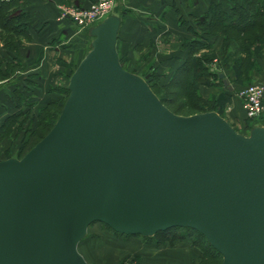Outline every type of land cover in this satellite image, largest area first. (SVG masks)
<instances>
[{
  "label": "water",
  "instance_id": "obj_1",
  "mask_svg": "<svg viewBox=\"0 0 264 264\" xmlns=\"http://www.w3.org/2000/svg\"><path fill=\"white\" fill-rule=\"evenodd\" d=\"M118 26L110 13L89 27L53 126L0 160V264H87L76 245L91 222L141 237L191 228L220 264H264V127L172 113L120 65Z\"/></svg>",
  "mask_w": 264,
  "mask_h": 264
},
{
  "label": "rangeland",
  "instance_id": "obj_2",
  "mask_svg": "<svg viewBox=\"0 0 264 264\" xmlns=\"http://www.w3.org/2000/svg\"><path fill=\"white\" fill-rule=\"evenodd\" d=\"M63 4L59 8L61 15L63 14L61 9L76 7L71 4ZM14 11L15 9H9L7 10V14L9 15V12L12 13ZM1 13L6 17L5 11ZM2 17V14H0V18ZM66 20L73 23L69 17ZM17 21H11L7 27H3L0 20V158L5 156L9 158L10 155L21 158L50 130L53 126L51 123L55 121L67 96L63 91V87H65L68 82L67 75L70 71L72 73L77 65L75 63L78 59V57L74 55L72 62H69V56L64 59H57V61L53 60V67L54 64H56L55 66L57 67L56 71H58V74L53 80L51 90L60 93V97L52 102V105H48L47 108L43 110L40 109L41 106L38 105L39 100L35 102L33 100L39 95L37 92L38 90L35 89L36 86H38V81H31L30 79H34L33 77L35 74L28 75L26 70L30 65L36 66L39 64L42 58V50L39 48L37 55L35 54L31 57V60L34 59L32 63L29 64L26 62L27 57L24 44L30 41V36L25 31H21L20 33L16 31L19 28V23ZM73 24L77 29L85 28L78 27L75 23ZM189 30L185 38H167L160 35L155 40L144 39L141 43H137L126 49H123V44L119 42V58L123 68H128L141 76L149 72L153 77L150 78V82L155 86L154 89L156 93L166 102L167 106L182 114H188L194 111L195 107L198 106H202L201 108H208L209 105L207 103L210 99H205L200 94L201 100L179 93V87L182 88L183 80L186 78L180 74L174 79L175 83L167 86V82L174 70L171 72L166 71L167 67L165 68L163 66L165 65L163 61L167 60V55L169 53L166 48H177L178 46L185 47L188 51L187 54L192 50L193 55L198 57V59H202L205 67H210L213 70H231L229 67L230 64L238 57V54L242 56L240 53L244 52L241 49L235 50V48L240 40L243 41L242 39H246L231 33V31L227 32L226 30H222L220 27L214 29L210 35L206 37L205 32L197 26L195 19L192 21V28ZM255 33L259 35L263 34L261 30H257ZM253 35L255 34L251 36ZM198 40L200 41L198 44L197 42L191 43L192 41ZM87 42L88 38H86V44L82 47V55L88 49ZM226 42L229 43L225 45ZM263 47L264 45L261 49ZM258 57L259 54L254 60L255 64L250 60L244 61L242 69L246 74L242 77L243 83L240 87L255 83L251 75L253 71L257 72L260 69L259 62L257 61ZM203 58H208L209 60ZM164 72L167 73L165 74ZM28 77L30 78L27 79ZM201 85L208 86L199 84V86ZM203 101L207 102L205 103ZM263 112L264 109L259 113V117ZM229 125L236 132L246 135L249 132V126L251 124L250 121H245L242 124ZM180 240H186L189 245H191L187 238L179 239V241ZM163 243L155 244L151 241L147 242L139 235L115 234L102 223L91 222L86 227L85 235L79 240L77 249L85 254L89 261L87 264H139L138 256L127 251L140 250V248H136V246H140V244L145 247L150 245L159 247ZM191 246L196 247L200 252V255L192 264L221 263V258L216 259L212 256L211 258L207 252L205 254V252L201 251L199 246Z\"/></svg>",
  "mask_w": 264,
  "mask_h": 264
},
{
  "label": "crops",
  "instance_id": "obj_3",
  "mask_svg": "<svg viewBox=\"0 0 264 264\" xmlns=\"http://www.w3.org/2000/svg\"><path fill=\"white\" fill-rule=\"evenodd\" d=\"M27 4L24 11L29 15L27 31L30 41L25 43L27 63H32L31 57L37 55L39 48L42 50V58L38 65L28 66L26 73L35 74L31 81H38L35 89L38 91V97L33 99L38 101L39 106L47 102H54L60 93L53 92L51 85L58 74L57 67L53 60L64 59L69 56V62H72L74 55L78 57L77 64L82 58V47L86 44L88 38V47L91 36L88 33L89 27L77 29V27L66 20L68 17L60 14L59 8L63 3L71 4L76 7H86L94 0H26ZM239 1V0H235ZM211 3L219 4L221 9L229 13L231 0H114L112 13L118 15L119 26L116 33L115 50L120 57L119 42L123 44V49L141 43L144 39H156L160 35L165 37H183L192 28V21L207 12ZM64 5V4H63ZM168 33V35H165ZM215 41V40H214ZM212 42V41H211ZM34 53H33V49ZM168 57L163 61L166 71H173L187 56V49L178 46L177 48H166ZM173 60V61H171ZM259 62V71H253L251 77L255 82L264 80V47L259 52L257 58ZM127 71H132L125 68ZM134 72V71H132ZM135 74L141 76L137 72ZM165 73V72H164ZM167 73V72H166ZM165 73V74H166ZM71 71L67 75V80ZM149 72L141 77H147ZM262 74V75H261ZM27 75V76H28ZM223 78L229 92L227 100L217 112L229 124H242L250 121L251 127H264V112L251 120L244 116L243 101L236 95L239 85L233 81L232 70H222ZM28 77L27 79H29ZM67 84V83H66ZM67 85H65L66 87ZM229 87V88H228ZM199 94L207 99L215 100L217 95L223 90L218 85L199 86ZM236 91V92H235ZM264 103V95H263ZM13 157V155H10ZM2 157L0 159H5ZM96 230V229H95ZM86 232V231H85ZM136 240V239H134ZM175 241V240H174ZM173 243H163L159 247L136 246L138 251H127L138 256L139 264H192L200 255L199 250L189 245L186 240H177ZM79 242V241H78ZM78 244V243H77ZM77 248V245H76ZM78 251V249H77ZM86 263H89L84 253L78 251Z\"/></svg>",
  "mask_w": 264,
  "mask_h": 264
},
{
  "label": "trees",
  "instance_id": "obj_4",
  "mask_svg": "<svg viewBox=\"0 0 264 264\" xmlns=\"http://www.w3.org/2000/svg\"><path fill=\"white\" fill-rule=\"evenodd\" d=\"M25 4H26L25 0H0V14H2L3 16L2 18H0L2 26L7 27L11 21L18 20L17 22L19 23V28L21 27L22 29L18 28V30L16 31H18V33H20L21 31H25L28 33L27 26L30 17L27 14V12L24 11ZM9 9L10 10L15 9V11L12 13H10L11 12L10 11L8 15L7 10ZM3 11L6 12L5 15L6 17H4L3 13H1ZM195 21L197 23V26H199V29L205 32L206 37L210 35V33L214 29L220 27L222 30H226L227 32L231 31V33H234L241 38H246V39H242L243 41L240 40L235 48V50L241 49L242 51H244L243 53H240L242 56L238 54V57H236L233 60L232 64H230L229 66L233 72V81L236 84H238L240 87V85H242L243 83L242 77L245 76L246 74L242 69V65H244V61L250 60L255 64L254 60L258 56L261 47L264 45V35H263L264 34V0H239V1L231 0L229 13L223 11L219 4L211 3L208 6L207 12L204 15L196 18ZM257 30L258 31L261 30L263 34L259 35L258 33H255ZM252 34L255 35L251 36ZM165 35H168V33H165ZM194 42H197L198 44V42L200 41L199 40L192 41L191 43ZM228 43L229 42H226L225 45ZM203 59H208V58H203ZM118 60L120 63L119 57ZM218 73L222 74V70H213L210 67H205L202 59H198V57L193 55L192 50L189 51L187 57L175 68L172 76L167 82L168 83L167 86L175 83L174 79L179 74L181 76L183 75L186 78L183 80L182 88L179 87V93L181 94H184L188 97L200 99L199 90H198L199 84L218 85L221 86L223 89L221 93L217 95V99L215 100L210 99L208 101L207 103L209 105L208 108H201L202 106H198L195 107L194 111L188 114L179 113L177 110L171 109L169 106H167L166 102L156 93L154 89L155 86L153 85V83L150 82V78L152 77L150 73L145 78V81L148 84L151 91L160 100V102L174 114L189 115L193 113L213 111V110H217L220 112L221 107L224 105V103L227 100V96H228L227 94L229 92L230 93L233 92V90L230 91L227 89L226 86H223L221 79L218 77ZM145 74L146 73H144L143 76ZM63 91L67 95L68 91L66 87H63ZM52 102H47L45 105L41 106L40 109L43 110L47 108L48 105H52ZM203 102L206 103L207 101H203ZM247 120H251V119H247ZM51 125H53V121ZM249 128H251V125L249 126ZM113 233L119 234L116 232ZM142 238L147 242L151 241L154 242L155 244L163 243V242H168L170 244L174 240L187 238L189 239L191 245L199 246L201 251L205 252V254L207 252V254L210 257L212 256L216 259L221 258L220 255L207 243L204 237L200 233L194 231L191 228L170 227L165 230L157 231L151 236H145Z\"/></svg>",
  "mask_w": 264,
  "mask_h": 264
},
{
  "label": "built area",
  "instance_id": "obj_5",
  "mask_svg": "<svg viewBox=\"0 0 264 264\" xmlns=\"http://www.w3.org/2000/svg\"><path fill=\"white\" fill-rule=\"evenodd\" d=\"M113 7L114 0H94L88 7H72L61 11L78 27H90L112 13ZM263 92L264 80L238 88L236 94L243 101L246 119L256 118L264 109Z\"/></svg>",
  "mask_w": 264,
  "mask_h": 264
},
{
  "label": "bare ground",
  "instance_id": "obj_6",
  "mask_svg": "<svg viewBox=\"0 0 264 264\" xmlns=\"http://www.w3.org/2000/svg\"><path fill=\"white\" fill-rule=\"evenodd\" d=\"M77 249V248H76Z\"/></svg>",
  "mask_w": 264,
  "mask_h": 264
}]
</instances>
